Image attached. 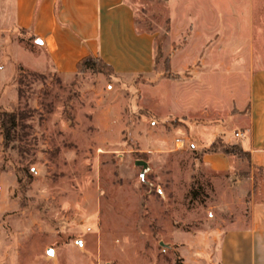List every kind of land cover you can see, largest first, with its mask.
Here are the masks:
<instances>
[{"label": "rangeland", "instance_id": "obj_1", "mask_svg": "<svg viewBox=\"0 0 264 264\" xmlns=\"http://www.w3.org/2000/svg\"><path fill=\"white\" fill-rule=\"evenodd\" d=\"M134 5L139 28H164L165 0ZM38 51L26 34L0 41V264H197L179 245L185 233L219 222L229 186L203 166L201 153H144L175 139L163 127L135 129L140 110L147 111L148 128L171 117L166 92L158 102L138 104L134 83L127 87L109 72L104 84L93 72L66 81L35 70ZM108 85L117 88L112 98ZM122 94L129 103L118 118ZM101 98L114 102L112 122L125 131H102L100 117L87 112ZM4 111L31 114L30 136L8 150ZM18 169L32 179L22 174L19 184Z\"/></svg>", "mask_w": 264, "mask_h": 264}, {"label": "crops", "instance_id": "obj_2", "mask_svg": "<svg viewBox=\"0 0 264 264\" xmlns=\"http://www.w3.org/2000/svg\"><path fill=\"white\" fill-rule=\"evenodd\" d=\"M165 7L164 28L145 30L134 0H0V41L26 34L39 48L35 70L66 81L79 75L83 59L100 58L113 69L112 80L134 83L138 104L158 102L165 91L171 117L148 128L140 110L135 129L163 127L175 139L144 153H201L203 166L229 186L219 222L185 233L181 250L197 264H264V0H165ZM108 87L112 98L117 88ZM128 103L125 94L118 118ZM113 106L101 98L87 112L100 117L102 131H125L112 122Z\"/></svg>", "mask_w": 264, "mask_h": 264}, {"label": "trees", "instance_id": "obj_3", "mask_svg": "<svg viewBox=\"0 0 264 264\" xmlns=\"http://www.w3.org/2000/svg\"><path fill=\"white\" fill-rule=\"evenodd\" d=\"M167 33H165L162 37L157 39L159 42L158 47V56L162 55V51L160 50L162 42L166 39ZM87 72H93L95 74H106L109 72V75L114 76L113 69L107 65L102 59L89 56L83 59L78 65V73L84 74ZM31 117V114L27 111H18V112H10L4 111L1 113V130L3 136V144L6 150L11 148L12 144L17 142H24L29 136L30 133L27 131L29 128L26 124V121ZM239 156H242V153H237ZM18 182L22 183V174L25 175L29 181L32 179L29 171L27 169H18Z\"/></svg>", "mask_w": 264, "mask_h": 264}, {"label": "built area", "instance_id": "obj_4", "mask_svg": "<svg viewBox=\"0 0 264 264\" xmlns=\"http://www.w3.org/2000/svg\"><path fill=\"white\" fill-rule=\"evenodd\" d=\"M235 137H236V138H242V137H243V134H241V133H236V134H235Z\"/></svg>", "mask_w": 264, "mask_h": 264}, {"label": "water", "instance_id": "obj_5", "mask_svg": "<svg viewBox=\"0 0 264 264\" xmlns=\"http://www.w3.org/2000/svg\"><path fill=\"white\" fill-rule=\"evenodd\" d=\"M138 164H144L143 162H138Z\"/></svg>", "mask_w": 264, "mask_h": 264}]
</instances>
